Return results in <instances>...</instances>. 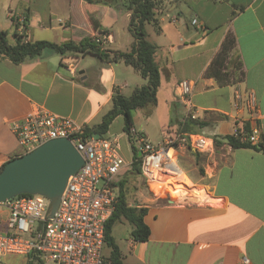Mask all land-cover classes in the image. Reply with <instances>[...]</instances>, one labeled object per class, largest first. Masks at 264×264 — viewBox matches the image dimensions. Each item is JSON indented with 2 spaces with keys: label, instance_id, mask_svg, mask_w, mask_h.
<instances>
[{
  "label": "crops",
  "instance_id": "crops-1",
  "mask_svg": "<svg viewBox=\"0 0 264 264\" xmlns=\"http://www.w3.org/2000/svg\"><path fill=\"white\" fill-rule=\"evenodd\" d=\"M52 1L63 14L57 41L28 31L32 25L45 33L57 29L51 27ZM43 2L50 8L38 14L36 7ZM1 3L4 18L0 30L6 31L10 40L15 26L26 41H30V35V42L55 44L95 39L106 31L110 39L103 41L102 48L130 50L129 15L120 8L84 0H0ZM192 19L197 20L196 25H191ZM145 31L147 40L156 47L155 62L160 72L156 104L145 116V123L158 113L163 128L175 133L176 124L187 117L176 95L177 85L186 80L192 85L196 119L205 123L197 133L212 140L231 135L246 123L257 144H264V0H163L156 23L146 25ZM229 36L235 46L222 64L217 81L206 72ZM66 56L76 59V75L66 70ZM144 84L131 67L121 62L108 63L95 55L62 57L45 51L20 64L0 56V168L22 154L10 130L11 122L43 108L84 128H94L111 109L116 93L128 97ZM237 89L243 96L253 94L254 117L246 109H233ZM137 111L133 112L135 118ZM130 131L136 132L134 126ZM139 132L145 136L143 129ZM107 136L119 139L120 155L131 162V145L123 132L122 116L111 122ZM206 155L212 158L211 163L203 158ZM177 161L187 187L179 196L185 201L172 202L176 192L168 200L148 188L149 197L139 192L142 200L133 205L146 208L143 220L149 237L145 242H133L128 224L115 227L113 236L122 264H237L241 256H246L250 264H264V152L253 147L232 149L222 143L205 153L182 151ZM194 188H202L204 196L196 197L191 193ZM9 258L11 264H19V257ZM31 259L22 257L21 264ZM34 264L42 263L37 260Z\"/></svg>",
  "mask_w": 264,
  "mask_h": 264
},
{
  "label": "built area",
  "instance_id": "built-area-1",
  "mask_svg": "<svg viewBox=\"0 0 264 264\" xmlns=\"http://www.w3.org/2000/svg\"><path fill=\"white\" fill-rule=\"evenodd\" d=\"M196 24L197 20L192 19L191 25ZM109 39L106 34H98L95 42L102 45ZM63 64L69 74H77L74 57H64ZM191 86L189 81L180 82L176 95L182 100L187 116L196 119ZM233 109H246L254 117L253 94L243 96L237 89ZM10 130L21 155L50 140L64 138L72 143L83 164L68 178L58 207L50 218L47 217L48 200L39 195H21L0 203V259L20 256L36 258L42 264H110L103 258V247L105 224L117 201L112 184L132 162L127 163L120 155L119 139L86 136L83 126L43 108L11 122ZM131 135L139 143L140 176L150 192L166 200L176 192L170 200L185 201L179 196L186 186L177 156L190 149L205 153L214 147L213 141L204 133L196 132L170 134L155 145L145 141L140 132L131 131ZM232 135H242V140L257 144L252 134L243 135L239 128H235ZM237 264H250V261L241 256Z\"/></svg>",
  "mask_w": 264,
  "mask_h": 264
},
{
  "label": "trees",
  "instance_id": "trees-1",
  "mask_svg": "<svg viewBox=\"0 0 264 264\" xmlns=\"http://www.w3.org/2000/svg\"><path fill=\"white\" fill-rule=\"evenodd\" d=\"M87 3H102L103 5L120 8L129 15L127 30L132 38V44L129 52L111 51L102 48L95 42V39L85 38L79 42L67 41L62 44H55L47 41L30 42L25 40V36L17 33V26L12 33L10 40L6 31L0 30V56L13 64H20L27 59L37 58L45 51L53 52L62 57L68 54L75 55H95L99 59L108 63L121 62L125 66L131 67L145 81L141 87L135 88L131 95L125 97L121 94H115L112 97L111 109L102 117L101 122L94 128H84L86 136L98 134L100 137H107V132L111 122L117 117L123 118V132L125 133L129 144L131 145L132 157L131 164L125 175H118L113 187L116 189L117 201L114 211L107 220L104 229V247L108 251L103 255L105 261L110 264H122V255L115 242L113 230L120 224H128L131 228L129 237L133 242H145L149 237V228L144 223L146 208L129 205L124 192V182L130 174L141 175L140 156L138 150L133 147V137L131 135L132 113L136 110H143L147 117L156 104V92L160 83V72L155 62V45L147 40L145 26L156 23V15L160 10L163 0H84ZM170 2H179L181 0H168ZM101 31L100 34H105ZM235 46L232 36L227 37L220 48L219 53L213 59L211 66L206 72L207 76L219 79V72L222 64L227 61L231 51ZM174 135L182 133H196L199 128H203L205 123L197 119H191L187 116L183 121L176 124ZM242 134L248 136L251 130L248 124L242 127ZM242 135L234 137L226 135L224 137H213V145L218 149L222 143H226L232 149L253 147L256 150L264 152V144L253 145L248 141L242 140ZM13 159V158H12ZM3 168V166L0 168ZM202 173V171L200 170ZM123 173V174H124ZM33 259V260H32ZM26 264H34L36 258H32ZM39 261V260H38Z\"/></svg>",
  "mask_w": 264,
  "mask_h": 264
},
{
  "label": "water",
  "instance_id": "water-1",
  "mask_svg": "<svg viewBox=\"0 0 264 264\" xmlns=\"http://www.w3.org/2000/svg\"><path fill=\"white\" fill-rule=\"evenodd\" d=\"M82 164L80 154L64 138L50 140L10 159L0 171V203L21 195H39L48 200L47 217L50 218L58 207L68 178Z\"/></svg>",
  "mask_w": 264,
  "mask_h": 264
},
{
  "label": "rangeland",
  "instance_id": "rangeland-1",
  "mask_svg": "<svg viewBox=\"0 0 264 264\" xmlns=\"http://www.w3.org/2000/svg\"><path fill=\"white\" fill-rule=\"evenodd\" d=\"M22 2V1H21ZM55 2V3H54ZM2 3L0 4V21L3 20L4 18V9L1 8ZM5 5V4H4ZM51 10L54 13V18L52 19L51 22V27L53 28H57L53 31H50L48 33L45 32H41L40 29L37 26L32 25L31 28H29V32L31 33H36V34H41L43 37H47V38H42V39H49L51 41H57V37L60 34V25L59 22L63 19V14L60 11L59 5L56 6V1H52L51 3ZM22 8V4L19 5V9L21 10ZM50 8V6L47 3H40L38 4V6L36 7V11L38 12V14H42L44 12H46L48 9ZM41 32V33H40ZM30 41L32 40L31 36H28ZM9 38H11V36L9 35ZM41 41V40H39ZM234 66H237V63H234ZM139 112L138 117L135 118L134 117V113H132V124L136 130V132H139L140 129H143L145 136H143V139L147 142H151L153 144H159L162 142V140L170 135V131L171 129H166L165 127L163 128L162 124L163 121L161 119V116L156 113L149 122L145 123L144 122V118L145 115L144 113H142L141 111H137ZM144 112V111H143ZM149 116V115H148ZM168 131V132H166ZM133 147L135 149L138 148L139 143L136 139H133ZM129 153H131V148L129 147ZM205 160H208L209 163L212 162V158H210L209 156H204L203 157ZM127 173V172H126ZM126 173L122 174L125 175ZM124 184V192L126 193V199L129 205H133L135 203H139L141 202L142 198L139 196V192L142 193V195L144 197H149L151 195V193L149 192V190L147 189L143 179L141 178L140 175H135V174H130L128 175V177L126 178V182L123 183ZM103 255H106V249L103 250ZM21 260L22 257L19 256V264H21ZM12 260L9 257H5L3 259H0V264H11Z\"/></svg>",
  "mask_w": 264,
  "mask_h": 264
},
{
  "label": "bare ground",
  "instance_id": "bare-ground-1",
  "mask_svg": "<svg viewBox=\"0 0 264 264\" xmlns=\"http://www.w3.org/2000/svg\"><path fill=\"white\" fill-rule=\"evenodd\" d=\"M186 190H187V187H185V191ZM191 193H193L194 195H196V197H199V196L200 197L201 196L203 197L204 196L202 188H194V189L191 190Z\"/></svg>",
  "mask_w": 264,
  "mask_h": 264
}]
</instances>
